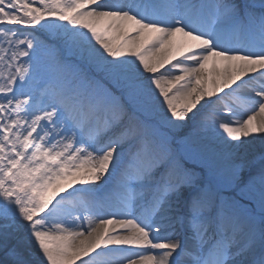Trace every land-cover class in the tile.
<instances>
[{"label": "snow or ice", "instance_id": "obj_1", "mask_svg": "<svg viewBox=\"0 0 264 264\" xmlns=\"http://www.w3.org/2000/svg\"><path fill=\"white\" fill-rule=\"evenodd\" d=\"M0 264H264V0H0Z\"/></svg>", "mask_w": 264, "mask_h": 264}, {"label": "rangeland", "instance_id": "obj_2", "mask_svg": "<svg viewBox=\"0 0 264 264\" xmlns=\"http://www.w3.org/2000/svg\"><path fill=\"white\" fill-rule=\"evenodd\" d=\"M188 131V129L187 128H185V129H182L181 130V132H179L178 133V135H183L185 132H187Z\"/></svg>", "mask_w": 264, "mask_h": 264}, {"label": "bare ground", "instance_id": "obj_3", "mask_svg": "<svg viewBox=\"0 0 264 264\" xmlns=\"http://www.w3.org/2000/svg\"><path fill=\"white\" fill-rule=\"evenodd\" d=\"M255 143L258 145L260 143L259 138H257V140L255 141Z\"/></svg>", "mask_w": 264, "mask_h": 264}]
</instances>
